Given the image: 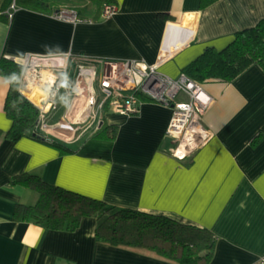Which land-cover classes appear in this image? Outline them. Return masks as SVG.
<instances>
[{
  "label": "crops",
  "instance_id": "0c3cea01",
  "mask_svg": "<svg viewBox=\"0 0 264 264\" xmlns=\"http://www.w3.org/2000/svg\"><path fill=\"white\" fill-rule=\"evenodd\" d=\"M5 1L0 11L7 8ZM111 1L117 14L94 21L99 3L55 0L57 9L72 6L92 20L77 24L17 5L11 20L0 15V60L71 54L72 71L87 63L98 73L101 61L152 65L164 55L157 70L176 79L206 48L224 49L236 32L264 18V0H219L204 10L199 0ZM185 21L190 29L183 28ZM202 87L211 103L200 121L210 136L178 160L165 135L171 111L143 98L137 115L105 109L97 130H77L74 140L64 127L39 133L45 141H11L4 109L9 81L0 76V264H176L150 251L97 242L93 217L83 218L72 232L13 220L17 205L38 199L34 191L11 184L22 174L116 208L208 229L216 238L209 264H254L264 257V69L252 65L232 82L210 80ZM57 103L50 126L77 118L84 97L62 94ZM102 126L116 132L113 140L97 137Z\"/></svg>",
  "mask_w": 264,
  "mask_h": 264
},
{
  "label": "trees",
  "instance_id": "16d2710c",
  "mask_svg": "<svg viewBox=\"0 0 264 264\" xmlns=\"http://www.w3.org/2000/svg\"><path fill=\"white\" fill-rule=\"evenodd\" d=\"M86 1L101 5L94 21L100 19L105 4H112L111 0ZM217 1L219 0H199V10H204ZM16 2L21 8L47 15L61 9L55 7V0ZM69 9L73 7L70 6ZM160 18L170 19L167 16ZM252 65L264 69V18L253 27L236 32L224 49L217 51L206 48L199 57L184 67L182 73L192 82L203 86L210 80L232 82ZM19 73L20 69L15 63L1 58L0 76L9 81L4 109L11 121V128L6 137L11 141L21 138L45 141L36 128L37 109L18 91ZM111 130L110 127L102 126L97 137L104 136L113 140L116 132ZM50 142L70 152L62 143L54 140ZM11 184L30 189L38 195L34 205L15 207V221L33 223L45 230L72 232L79 227L83 218L93 217L97 224L95 240L99 243L150 251L176 264H209L213 259L216 238L208 229L182 224L165 216L116 208L100 200L49 185L31 174L16 176L12 178Z\"/></svg>",
  "mask_w": 264,
  "mask_h": 264
},
{
  "label": "built area",
  "instance_id": "2783aa9c",
  "mask_svg": "<svg viewBox=\"0 0 264 264\" xmlns=\"http://www.w3.org/2000/svg\"><path fill=\"white\" fill-rule=\"evenodd\" d=\"M8 1L7 8L0 11V15L4 14L11 20L18 7L16 0ZM2 2L0 0V5ZM116 14L117 7L114 4H105L100 19L108 20ZM50 15L56 20L72 24L92 23L90 19L79 17L77 10L66 7ZM164 59L165 56L161 55L152 65L138 60L101 61L98 73L95 65L87 63H77L76 69L72 71L70 64L74 61L71 54H26L14 62L21 70L18 89L38 111L36 128L39 133L66 127L72 133L69 140H74L77 130L81 134L90 129L97 130L99 114L105 109L126 117L137 115L143 98L171 111L165 135L174 143L172 156L182 160L210 136L200 118L211 103V98L200 84L192 82L183 73L172 79L158 72L157 68ZM95 82L99 92L93 87ZM62 94L72 100L84 97V104L73 124L67 120L65 122L63 118L50 126L48 118L57 111L58 98ZM180 95L184 98L178 99ZM59 137L62 140L68 138ZM254 264H264V257Z\"/></svg>",
  "mask_w": 264,
  "mask_h": 264
},
{
  "label": "rangeland",
  "instance_id": "374dc122",
  "mask_svg": "<svg viewBox=\"0 0 264 264\" xmlns=\"http://www.w3.org/2000/svg\"><path fill=\"white\" fill-rule=\"evenodd\" d=\"M69 5H71V4H69ZM73 10H76V9H74V7H73ZM94 89H95L96 91H98V88H97V82L94 83ZM178 99H179V97H178ZM75 119H76V118H71V119H70V118H67V122L70 123V124H73L74 121H75ZM52 122H53V121H52Z\"/></svg>",
  "mask_w": 264,
  "mask_h": 264
},
{
  "label": "bare ground",
  "instance_id": "6f19581e",
  "mask_svg": "<svg viewBox=\"0 0 264 264\" xmlns=\"http://www.w3.org/2000/svg\"><path fill=\"white\" fill-rule=\"evenodd\" d=\"M189 20H191V18H189ZM190 27H191V24L190 23H187V21H185L183 28L190 29Z\"/></svg>",
  "mask_w": 264,
  "mask_h": 264
},
{
  "label": "water",
  "instance_id": "95a60500",
  "mask_svg": "<svg viewBox=\"0 0 264 264\" xmlns=\"http://www.w3.org/2000/svg\"><path fill=\"white\" fill-rule=\"evenodd\" d=\"M7 60L14 62L15 60L13 58H6Z\"/></svg>",
  "mask_w": 264,
  "mask_h": 264
}]
</instances>
